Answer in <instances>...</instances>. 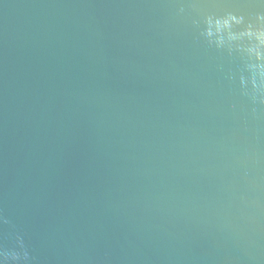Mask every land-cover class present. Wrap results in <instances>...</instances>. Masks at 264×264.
<instances>
[{"label": "water", "instance_id": "obj_1", "mask_svg": "<svg viewBox=\"0 0 264 264\" xmlns=\"http://www.w3.org/2000/svg\"><path fill=\"white\" fill-rule=\"evenodd\" d=\"M192 2L0 0V249L264 264V105Z\"/></svg>", "mask_w": 264, "mask_h": 264}, {"label": "clouds", "instance_id": "obj_2", "mask_svg": "<svg viewBox=\"0 0 264 264\" xmlns=\"http://www.w3.org/2000/svg\"><path fill=\"white\" fill-rule=\"evenodd\" d=\"M188 7L197 10L191 23L206 46L238 60L235 79L241 94L252 104L264 105V0L212 4L207 8L193 0ZM216 7L221 10H212ZM246 8L255 10L244 11ZM184 12L182 5L178 14ZM0 257L9 264H23L21 254L14 250L0 249Z\"/></svg>", "mask_w": 264, "mask_h": 264}]
</instances>
